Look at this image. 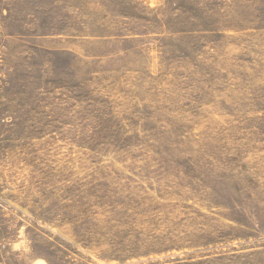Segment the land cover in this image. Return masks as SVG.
<instances>
[{
  "label": "rangeland",
  "instance_id": "obj_1",
  "mask_svg": "<svg viewBox=\"0 0 264 264\" xmlns=\"http://www.w3.org/2000/svg\"><path fill=\"white\" fill-rule=\"evenodd\" d=\"M0 264H264V0H0Z\"/></svg>",
  "mask_w": 264,
  "mask_h": 264
}]
</instances>
